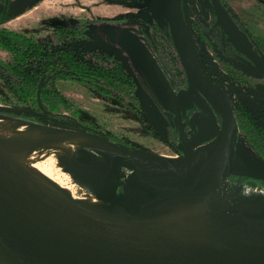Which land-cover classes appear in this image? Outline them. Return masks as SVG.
Here are the masks:
<instances>
[{
    "label": "water",
    "instance_id": "obj_1",
    "mask_svg": "<svg viewBox=\"0 0 264 264\" xmlns=\"http://www.w3.org/2000/svg\"><path fill=\"white\" fill-rule=\"evenodd\" d=\"M158 1L163 8L153 12L154 19L162 25L166 22L169 27L187 77V87L176 93L152 53L134 34L122 32L119 42L144 74L162 108L174 115L186 149L185 156L179 160L156 158L86 132L78 134L108 147V150L92 151L110 165L133 172L123 197L110 200L114 204L166 190L188 189L192 182L195 204L210 229L208 243L159 248L138 242H108L82 236L66 219L47 210L0 168V264H264V222L253 221L245 226L225 228L216 216L210 198L214 164L222 162L218 180L228 173L264 182V160L238 150L241 134L234 104L224 89L200 67L183 0ZM210 2L218 25L230 44L264 77V55L255 52L242 38L222 0ZM45 80L46 76L37 92L40 108H43L41 89ZM197 92L221 114L222 123L212 140L194 147L186 136L182 116L187 109L193 108V97ZM126 102L132 104L128 99ZM141 115L154 124L148 114L142 112ZM0 119L44 126L2 115Z\"/></svg>",
    "mask_w": 264,
    "mask_h": 264
},
{
    "label": "rangeland",
    "instance_id": "obj_2",
    "mask_svg": "<svg viewBox=\"0 0 264 264\" xmlns=\"http://www.w3.org/2000/svg\"><path fill=\"white\" fill-rule=\"evenodd\" d=\"M225 2L253 28L256 36L264 38V0H225ZM9 3L8 19L0 23V28L25 34L43 43L53 40L56 29L60 26H74L82 20L97 21L99 19L129 18L151 22L154 19L153 12L163 8L158 0H9ZM183 5L186 21L191 30L192 12L202 16L207 22L211 21L212 14H214L210 0H183ZM4 8V0H0V12ZM106 28V26L96 24L88 32L87 40L73 43L75 52L85 54L83 57L89 63L99 66H106L105 60L108 59L107 57H112L121 61L135 76L130 61L123 52L124 48L119 42L121 32L119 35H114L110 27V32ZM192 34L196 43L198 62L204 73L224 89L234 107L239 106L248 110L259 124L264 126V92L249 89L223 72L213 51L201 37L194 34L193 30ZM10 60L11 54L0 49V61L9 63ZM135 78L138 82L141 109L149 114L154 124L137 115L126 103L116 98L99 96L88 87L76 82L57 81L56 86L86 119L96 124L97 132L102 138L143 155L168 160L182 159L186 153L184 146H180L183 150L181 153L165 142L167 138L165 125H169L171 121L166 118L165 112L158 104L152 101L150 94L140 84L138 78L136 76ZM193 100V108L184 113L187 115L185 124L189 142L194 147H198L218 134L222 116L201 94L196 93ZM0 110L17 113L31 112L29 108L21 104L1 77ZM63 113L66 117L76 121L71 111L63 109ZM51 123L66 128L57 130L76 133L85 131L80 125L71 122L55 120ZM172 123L175 124V121L172 120ZM43 127L54 130L51 126L44 125ZM112 138L116 139L119 144L111 141ZM237 148L242 153L259 157L243 135H240ZM44 150L41 149V151ZM50 155L53 169L63 175H69L68 179L72 184L94 196H104L112 201L115 200L114 196L119 185L116 172L119 167L110 165L93 151L81 147L66 154L50 153ZM216 169L217 174L215 178L213 175L210 183V198L213 210L223 226L225 228L245 226L261 219L264 216V192L243 181H238L229 188L218 189L216 184L222 169L221 161L212 166V171L215 172ZM189 185L188 189L193 192L192 182ZM192 194L194 195V192ZM73 200L75 202L74 197H72Z\"/></svg>",
    "mask_w": 264,
    "mask_h": 264
},
{
    "label": "trees",
    "instance_id": "obj_3",
    "mask_svg": "<svg viewBox=\"0 0 264 264\" xmlns=\"http://www.w3.org/2000/svg\"><path fill=\"white\" fill-rule=\"evenodd\" d=\"M222 1L242 38L255 52L264 55V38L256 36L253 28L236 14L225 0ZM4 4L5 8L0 12V23L8 19L9 0H4ZM192 16L194 34L199 38L201 37L209 49L213 51V55L223 72L249 89L264 92V77L251 62L239 54L230 44L218 25L215 14H212V20L208 25L204 24L195 12H192ZM96 24L106 26L108 32H110V27L113 34H115L117 28L121 29V33L134 34L147 46L174 89L186 85L187 80L184 69L173 45L168 25L167 23L162 25L155 19L151 22L129 18L99 19L97 21L82 20L74 26L58 27L53 36L54 39L47 43L16 31L0 28V49L11 54L9 63L0 61V77L21 104L31 110V112L21 113L0 110V115L34 124L51 126L53 129L65 127L53 125L51 121L71 122L80 125L87 134L101 137L97 132L96 124L86 119L59 91L56 86L57 81H73L88 87L104 98H116L126 104L128 99L141 108V100L138 97V82L121 61L107 57L108 59L105 60L107 62L106 66L93 65L83 57L85 54L75 52L72 46L73 43L87 40L88 32ZM103 31L105 33V30ZM124 51L129 57L128 60H131L127 51L125 49ZM131 63L142 75L132 60ZM44 76H46V81L41 89V101L44 108H40L37 92ZM153 97L158 106L165 111L154 93ZM6 102L9 103V101ZM128 107L131 108L129 105ZM63 109L71 111V115L76 121L66 117ZM234 109L240 127V134L243 135L256 155L264 160V126L259 124L248 110L239 106H235ZM135 113L139 115L137 112ZM184 117L186 119L187 115L185 114ZM166 133L165 142L175 151L183 153L179 146L180 139L177 130L168 126ZM111 141L119 144L114 138ZM238 181L255 186V188L264 192L263 181L238 177L228 173L217 181L216 187L218 189L221 187L229 188ZM120 189L121 186H118L117 191ZM254 222H264V216Z\"/></svg>",
    "mask_w": 264,
    "mask_h": 264
},
{
    "label": "bare ground",
    "instance_id": "obj_4",
    "mask_svg": "<svg viewBox=\"0 0 264 264\" xmlns=\"http://www.w3.org/2000/svg\"><path fill=\"white\" fill-rule=\"evenodd\" d=\"M78 147L108 150L78 133L0 119V168L47 210L66 219L78 234L159 248L208 243L210 229L189 189L114 204L110 198L94 196L72 184L69 175L53 169L50 153L66 154ZM216 174L217 169L214 178Z\"/></svg>",
    "mask_w": 264,
    "mask_h": 264
},
{
    "label": "flooded vegetation",
    "instance_id": "obj_5",
    "mask_svg": "<svg viewBox=\"0 0 264 264\" xmlns=\"http://www.w3.org/2000/svg\"><path fill=\"white\" fill-rule=\"evenodd\" d=\"M223 2V1H222ZM183 9H184V5H183ZM184 14H185V11H184ZM185 18H186V16H185ZM200 18H201V21L204 23V24H209V22H207L205 19L203 20V17L202 16H200ZM212 20V19H211ZM166 23V22H165ZM164 23V24H165ZM169 28V27H168ZM120 30H119V28H117V29H115V33H117V32H119ZM123 51V50H122ZM127 51V50H126ZM125 54H126V52L125 51H123ZM128 53V52H127ZM127 55V54H126ZM129 58V57H128ZM131 58V57H130ZM132 60V59H131ZM131 60H129L130 62V65H131V67L133 68V71H134V74H135V76L138 78V80H139V82H140V84L143 86V87H145L146 88V91L150 94V97H151V99H152V101L153 102H155V99H154V97H153V91H152V89L150 88V85H149V83L147 82V80H146V78H145V76H144V74L142 73V71L140 70V68L138 67V69L140 70V72L142 73V75L138 72V70H136V68L134 67V65L131 63ZM133 61V60H132ZM157 61V60H156ZM134 62V61H133ZM135 63V62H134ZM185 73V72H184ZM185 76H186V74H185ZM186 80H187V77H186ZM46 81V80H45ZM143 83H142V82ZM187 87V82H186V85L185 86H182L181 88H177V89H174L173 87V90L176 92V93H178L180 90H182V89H185ZM198 93V92H197ZM196 94V93H195ZM200 94V93H199ZM38 100V99H37ZM131 101V100H130ZM131 103L133 104V102L131 101ZM193 103H194V100H193ZM39 104V103H38ZM133 110H134V112H137L140 116H142L141 115V113L142 112H144L138 105H136L135 103L132 105V104H130V103H127ZM43 105V104H42ZM44 108V107H43ZM187 110H191V109H187ZM165 112V114H166V118H168L170 121H171V123L169 124V125H165V127L166 128H168V126H171V127H174L176 130H177V132H178V136H179V131H178V129H177V126H176V124H174V123H172V120H174L175 121V118H174V115L172 114V113H170V112H168V111H164ZM145 113V112H144ZM185 112H183V123H184V128H185V132H186V136H187V138H188V134H187V128H186V121H185V114H184ZM146 114H148V113H146ZM149 115V114H148ZM179 139H180V136H179ZM212 140V139H211ZM188 141H189V138H188ZM208 142V141H207ZM204 143H206V142H204ZM203 143V144H204ZM179 146H183L182 145V142H181V139H180V144H179ZM113 166V165H112ZM117 167H119V166H117ZM117 175H118V181H119V185L118 186H121V189L120 190H116V194H115V199H121L122 197H123V195H124V191H125V186H126V184H127V181L129 180V178L133 175V172L132 171H130V170H128V169H125V168H123V167H119L118 168V170H117Z\"/></svg>",
    "mask_w": 264,
    "mask_h": 264
}]
</instances>
